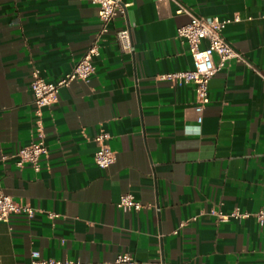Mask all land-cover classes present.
<instances>
[{
    "label": "crops",
    "instance_id": "crops-1",
    "mask_svg": "<svg viewBox=\"0 0 264 264\" xmlns=\"http://www.w3.org/2000/svg\"><path fill=\"white\" fill-rule=\"evenodd\" d=\"M122 1L126 16L109 21L88 81L42 109L48 154L35 172L1 158L35 137L31 71L49 82L68 73L98 30L97 5L0 0V189L35 209L0 222V264H25L32 252L89 264L121 252L150 264H264V223L210 213L264 208V78L253 70L264 75V0ZM178 3L198 16L238 15L222 35L251 65L231 59L213 74L199 123L194 85L158 78L193 67L176 36L189 20ZM125 25L130 52L115 37ZM99 133L115 155L106 168L93 159ZM125 193L147 206L115 208Z\"/></svg>",
    "mask_w": 264,
    "mask_h": 264
},
{
    "label": "built area",
    "instance_id": "built-area-1",
    "mask_svg": "<svg viewBox=\"0 0 264 264\" xmlns=\"http://www.w3.org/2000/svg\"><path fill=\"white\" fill-rule=\"evenodd\" d=\"M97 5V17L99 27L94 34L90 45L87 47L82 56L75 62L73 68L55 82H49L42 78L37 69L31 71L29 88L33 96L34 115L36 125L33 128L35 135L28 144L21 145L12 155L1 156L2 160L14 158V164L17 167L28 166L33 171L40 170V160L48 154L47 147L43 139V133L40 126L39 116L44 107L50 106L56 101L60 89L67 87L74 80L88 81L90 75L94 72L93 59L99 53V40L108 30V23L116 15L126 16L127 4L122 0H90ZM178 13H187L189 20L177 27L176 36L187 45L192 57L193 67L188 70L165 72L158 75L160 79H167L176 85L192 83L195 92V110L197 112L196 120L201 121V113L205 105L209 102L208 83L213 74L224 68L231 59L245 62L251 67L244 56L238 52L222 35V30L226 24L240 20L238 15L231 18L203 17L192 14L189 10L178 3L176 10ZM116 42L121 51L130 52L132 47L131 34L128 25L118 29L115 32ZM204 42V45L202 43ZM255 72L264 78V75L253 68ZM107 135L99 133L95 135L94 140L98 146L94 152L93 159L96 165L102 168L110 166L115 159L114 152L106 143ZM144 205L137 200L133 194L125 193L120 195L115 203V208L126 212H136ZM34 208L28 203L18 202L11 196L5 194L0 189V222H7L12 213H23L28 216L33 215ZM210 213L215 215L218 220H228L229 218L244 219L254 215L258 221L264 223V208L259 209L256 213L251 214L246 211H239L234 208L229 213H223L220 210L210 209ZM49 218H55L58 213L47 212ZM191 217L189 220H194ZM186 224L185 221L179 223V227ZM178 229L173 232L177 233ZM25 264H89L80 260L67 258L56 259L52 257H43L36 252L30 254L29 260ZM93 264H150L135 260L126 252L116 255L112 261H103Z\"/></svg>",
    "mask_w": 264,
    "mask_h": 264
}]
</instances>
